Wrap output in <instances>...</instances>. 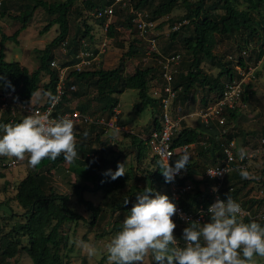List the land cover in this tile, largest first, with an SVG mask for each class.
Segmentation results:
<instances>
[{"label": "trees", "instance_id": "trees-1", "mask_svg": "<svg viewBox=\"0 0 264 264\" xmlns=\"http://www.w3.org/2000/svg\"><path fill=\"white\" fill-rule=\"evenodd\" d=\"M18 1L23 2L20 7V13L17 16H13V8L11 6ZM77 1L78 0H65L59 4H49L43 0H3L1 2L0 19L12 17V19L20 21L22 25L12 36H7L6 34L1 33L0 91L6 93L12 91L23 103H30L40 88L39 83L43 72L51 75L50 86H54L55 76L50 68V63L55 58L54 49L67 41L69 49L68 56H70L76 54V46L81 39L90 38L93 41L94 32L91 31L90 27L92 26L88 24L87 18H91L93 12L106 9L113 4L115 0H112L111 3L107 4H95L86 1L85 4L91 10H89L90 12L87 11L85 13V20L83 22L85 25L84 34L80 38L73 37L68 40L67 38L70 34L69 14L72 6H74ZM206 1L207 0H133L134 10L146 13L147 20L150 22L162 21L163 18L171 15L179 7L180 2L186 9V13L179 19V21L182 23L187 22V24L182 25L179 30H175L170 34L172 43L179 36L180 29L189 33L184 39V42L185 47L191 52L193 58L191 63L187 66L186 71H184V64H182L179 73L174 77L173 88L177 94L174 101L175 104L177 102L184 103L188 101L190 93L196 89L198 85L207 88L208 93H215L216 96L213 101H216L224 96V93L227 90V85L235 84V81L239 80L236 78H243L241 74L237 73L236 67L232 66L233 62L231 60L224 61L220 56L214 54L213 50L216 44V34L233 35L234 33L239 34L248 29V38L244 41L245 46H260V55L257 62L264 58V18L262 17L260 20H257L249 13V11L251 12L253 10H264V0H248L250 8L247 11L239 10L235 5L234 0H219L218 2L210 3L208 6L206 5ZM220 2H222V4ZM39 7L44 8L49 15L56 16L55 19L51 20V22L44 28L43 33L49 32L55 24L59 25L60 32L59 35L42 51L40 67L37 70L30 72L29 69L23 67L19 62H7L5 48L6 43L9 41L19 44V35L27 29L28 23L31 21L35 11ZM145 8H149V11L147 12ZM219 8L224 11L223 14H218L216 12ZM135 17L136 15L130 11L127 12V27L133 32H139L133 22ZM97 21L100 24H104L106 19ZM164 24L165 20L159 23L157 28H162ZM171 26L174 27V24L171 23ZM113 31V26H110V37L114 36ZM155 38L158 39V37ZM137 43L138 40H136V44L130 45V49L126 54L127 57L132 58L139 53L140 50ZM252 47L254 48V46ZM166 48L167 46H164L161 50L165 56L170 55ZM154 56L159 60L160 56L156 53H154ZM206 60L220 67V72L216 78L209 76L201 68L202 63ZM124 65L125 58H122L119 66L115 69L105 70L102 68H96L94 71L76 75L74 83L78 85V91L75 93V97L79 98L80 101L88 95L87 88H84L86 84H93L96 88V95L94 97H89L84 104L78 105V109L82 114L91 116L94 119L104 116L100 113L105 111L109 112L110 115H113L114 109L118 107L119 104V99L115 98V96L123 94L127 89L138 91L140 102L136 107L139 111L150 109L154 113L156 108L160 107V100L155 98L152 94V91L157 86H150V84L152 80L158 78L159 81L157 85L160 87L165 85V80L162 78L163 66L159 64L156 67L137 69L133 75L125 77ZM237 67H240L243 71L245 70L249 72V64L242 55L238 59ZM92 81H94V83H90ZM46 88H48V85H46L45 89ZM254 95L255 92L252 90V84H244L241 97L237 100L235 108H229L226 111L228 123L223 127H229L232 122L236 121L240 116L242 109L240 108L241 104L239 103L249 101L250 96L253 97ZM93 102L100 105L101 110H99V114H97L96 110L92 112L90 111ZM202 102L207 106L209 101L206 98H203ZM5 112L8 114L11 113L10 110H5ZM10 119L14 125L22 122V119L19 117L12 118L10 116ZM108 119H110V117ZM201 121L203 122V120ZM161 127L160 118L156 116L154 118L152 131L160 129ZM85 133H87V136L84 135ZM106 133L107 129L103 126H83V128L77 132V152L78 155L80 154V156L82 155L85 157V161L77 158L73 162H68L69 170L74 171L79 177V183L74 184V187L78 195V202L91 213V225H94L97 220L102 217V211L101 208L97 207L93 202L86 200L83 197V193L102 191L107 195H111L118 191H122L126 185L125 177L127 174L115 180L111 178L110 174H106L109 170H111V173L113 174L118 170V164L122 158L121 155H125V150H122L121 154L118 156L116 155L114 159L101 154L99 155L100 157L98 156L99 159L96 160V153L92 148H88L84 142V140L90 137L92 139L94 138L95 141H98V139L101 138V135ZM228 133L229 132H226L225 130L218 129L216 122L214 121H212L210 125H206L203 122L198 130L183 125L178 135L173 139V147L178 148L186 145H197L201 138L208 137L206 141L207 146L204 151H206L207 158L213 163L211 167H216L221 165L225 146L233 141V139L236 140L237 136ZM251 133L252 134H247L248 136H246V140L243 141L245 144L249 143V136L255 137L254 135L256 134L254 132ZM150 134H148V136H150ZM148 136L147 138H149ZM130 137L132 141L131 148L135 147L134 150L137 160L141 161L145 157V148L148 147L150 151L147 140H140L139 136L135 135H131ZM107 144H105L104 147L110 151V156H114L111 147ZM217 153L220 155L217 156L218 158L216 157ZM181 155L183 154H178L176 156L173 165L175 164V160ZM159 160L160 158L158 156L152 157L156 170L150 175L151 179L170 188L171 183L166 182L165 177L159 169ZM65 162L63 155H61L56 161L45 160L35 167L38 172L28 173L26 178L18 184L15 199L18 205L22 208V213L16 214L19 216L20 220L18 219L15 222L11 221L15 220L13 212H11L9 217L3 216V204L0 203V264H8L7 261L14 259L20 250H25L33 264H72L70 256L65 253L63 254L61 251L62 248L68 249L67 242L65 238L62 237L61 233L65 230L64 228L67 224L83 220V217L70 208V200L67 194L59 193L52 187H49L48 180L50 178V170H47V172L42 171L49 167H59ZM103 162L107 165H104ZM245 164L246 161L242 160V162L236 161L233 166L237 168L239 165ZM239 169L240 168L232 172L226 179L230 185L236 184V186H234L236 191L237 187H239V185H237L238 178L241 177ZM181 171L183 172V176L177 179L178 185L184 186L188 182L195 185L194 188L181 200V206L186 211L191 212L196 211L201 203L205 204L207 208L212 205L214 199L209 190L210 186H206L203 190L200 187V181L194 177V174L196 173L195 164L190 162L187 170ZM131 175L136 179L140 177L137 172H133ZM138 181L139 179H137V182ZM205 181L213 185V182L207 178H205ZM82 182L84 184H81ZM235 190L233 188L231 190L225 189L224 186L220 192V196L223 200H226L228 196L234 200L236 197ZM132 207L133 206L130 204L123 207V210L127 212V216L130 215ZM244 207L247 208V205ZM209 219L210 216L207 217L206 222H208ZM253 220L264 226V220L244 219L245 222H251ZM4 223L12 225L6 235H4L6 227ZM185 225L188 226L189 223ZM122 226L123 225L120 222L116 221L112 225V230L118 233L122 230ZM23 238H27L28 245L22 246Z\"/></svg>", "mask_w": 264, "mask_h": 264}, {"label": "rangeland", "instance_id": "rangeland-1", "mask_svg": "<svg viewBox=\"0 0 264 264\" xmlns=\"http://www.w3.org/2000/svg\"><path fill=\"white\" fill-rule=\"evenodd\" d=\"M2 1L3 0H0V5ZM43 1L49 4H59L65 0ZM86 1L95 4H107L112 2V0H78L74 6H72L69 14L70 34L67 38L68 40L73 37L80 38L84 34L85 25L83 22L85 20V13L91 10L85 4ZM218 1L219 0H207L206 5L208 6L212 2ZM234 2L239 10L247 11L250 8L248 0H234ZM15 3L16 4L11 6L13 8V16L19 15L20 7L23 2L18 1ZM220 3L222 4V2ZM145 10L148 12L149 8H145ZM217 10L218 11L216 12L218 14L224 13L220 8ZM129 11L128 7H122V5L115 6L114 15L109 19L110 26H113L114 28V36L110 37L109 34L107 35L109 48L107 53L102 56L100 61L101 65L99 66V68L105 70L115 69L119 66L122 58H125V77L133 75L137 69L156 67L160 64L158 58L154 56L155 51H153V47L148 41L149 38H143L139 32H133L127 27L128 21L126 14ZM185 13L186 9L180 2L179 7L171 15L163 18V20H165L164 26L162 28H156L154 31L158 35L157 49L163 56L165 55L161 50L164 46H167L166 50L170 55L174 54L181 57L180 63L174 67V70L177 72L175 75L179 73L182 64H184V71H186L187 66L193 59L191 52L185 47L184 42L186 36L189 35L188 32L180 29V34L176 40L171 43L170 39V34L176 30V26L180 28L182 25L187 24V22L182 23L179 21ZM249 13L257 20H260L262 17L264 18L263 9L249 11ZM55 17L56 16L49 15L44 8L39 7L35 11L31 21L28 23L27 29L19 35V44H15L12 41L6 43V61L9 63L19 62L23 67L29 69L30 72L37 70L41 65L40 57L42 51L59 35L60 27L57 24H55L49 32L43 33L44 28L51 22V20L55 19ZM87 19L88 24L92 26L90 27L91 31L96 35V43L100 44L106 37V33L103 30L104 28H101L103 27V24H100L93 16ZM163 20L159 23L163 22ZM171 23L174 24V27L171 26ZM21 25L20 21L14 20L12 17L0 19V40L1 33L6 34L7 36H12L21 28ZM246 38H248V29L239 34L215 35L216 44L213 50L214 54L220 56L224 61L231 60L233 62L232 66L236 67L238 74L242 72L241 68L237 67L238 59L242 55L249 64V70L252 68L251 73L244 70L248 75L245 76L246 79L244 84H252V90L255 92L253 97L250 96L249 101L239 103L241 104L240 108L242 111L236 121L232 122L229 127H217L218 129L229 132L228 134L237 136L236 142L238 152L239 149L243 148L248 154L253 151L254 155L252 159L246 161V170L250 173L251 178L242 179L239 177L237 182L239 187H237V191L234 187L236 184L230 185L229 182L226 181L224 185L225 189L231 190L233 188L236 191V197L234 200L243 207L247 205L248 209L244 207L246 210H250L253 214H262L264 213V201H262L264 200V145L262 143L264 140V58L257 62L260 55V46L255 47V45H251L246 47L244 42ZM136 40H138L137 44L140 50L139 53L132 58L127 57L126 54L130 49V45L136 44ZM252 46H254V48ZM54 56L55 59L61 61L68 57V55H65L62 46L54 49ZM201 68L213 78H216L220 72L219 66L214 65L207 60L202 63ZM236 79L241 81L240 78ZM48 81V73L43 72L39 83L40 88L32 98L33 103L40 104L43 102L44 94L46 92L45 87ZM152 81L150 86L155 85V87H158L157 83L159 79L157 78ZM90 83H94V81ZM84 88H87L88 95L86 98H82L81 101L79 98H76V102H74L75 104H72L73 106L76 104L77 106L84 104L89 97L92 98L96 95V88L93 84H86ZM215 96V93H208L207 88L198 85L196 89L190 93L188 101L184 103L177 102L175 105L179 111L176 113L184 118L182 126L185 125L189 128L198 130L203 123L199 114L205 112L209 106H212L216 102L213 101ZM115 98L119 99V104L118 107L114 109L113 115H110L107 111L100 113V105L96 102L92 103L90 111L92 112L96 110L97 114L100 113L101 115H104L102 117L106 119L109 117H116L119 128L110 130L106 134H102L98 141H95L94 138L92 139L90 137L84 140V142L88 148L94 150L97 156L96 160L99 159V155L101 154L114 159L116 155L118 156L121 154L122 150H125V155H121L122 158L120 159L119 164L124 163L126 166V185L122 191H118L111 195H107L102 191L83 193V197L86 200L93 202L97 207L101 208L102 217L98 219L94 225L90 224L91 213L78 202V195L74 184L79 183V177L74 171L69 170V163L65 162L59 167H49L42 170L44 172L50 170V178L48 180L49 187H52L59 193L67 194L70 200V208L83 217V220L67 224L64 228L65 230L61 233L68 245V249L62 248L61 251L63 254L65 253L70 256L72 264H107L106 246L116 235V232L112 230V225L116 221L123 225V221L127 216V212L123 210V207L125 206L123 203L125 198L128 199V204L134 206L136 203V195L142 193L145 188L152 187L153 195H155V193L167 195L172 201V198L170 197L171 188L151 179L150 175L156 170L152 161V157L154 156L153 152L151 150L149 151L148 147H146L145 157L141 161H138L134 150L135 147L131 148L132 141L130 136L135 135L139 136L140 140H146L148 134L152 131L154 118L156 116L160 118L162 109L157 107L154 113L150 109L139 111L136 105L140 102V99L138 91L134 89H127L123 94L116 95ZM203 98H206L209 101L207 106L202 102ZM9 115L11 114L6 113L5 109H3L0 104V124H13L10 121L11 119ZM82 128L83 126H77V132ZM251 132H254L256 135H254L255 137L249 136V143L245 144L243 141L246 140V136H248L247 134H252ZM2 135L3 132L0 130V136ZM207 139L208 137L201 138L197 145H193L192 148L187 151L191 157L190 162L195 164L196 173L194 174V177L200 181L201 188L211 186L209 182L205 181V172L213 165V163L207 158L206 151H204L207 146ZM107 142L111 147L114 156H110V151L104 147ZM217 156L220 155L217 153L216 157ZM78 158L85 161V157L82 155L80 156V154L78 155ZM237 158H239V156ZM8 159V157L0 156V203L3 204V216L9 217L11 212H13L15 220L11 221L15 222L18 219L20 220L19 216L16 214L22 213V208L18 205L15 199L17 186L24 178H26L28 173H36L38 170L29 166L27 156L24 161H19L17 167H9L8 164L3 165L4 161L7 162ZM238 162H241L240 159H238ZM103 164L107 165L105 162H103ZM133 172L139 174L140 177L137 178L139 179L138 182L137 179L131 175ZM81 184L84 183L82 182ZM193 186L195 185L193 184ZM173 220L177 225L174 235L178 240L179 246L182 247L184 245V241L182 240L183 230L187 226L178 222L175 217H173ZM4 225L6 226L4 235H6L12 225L5 223ZM24 245H28L27 238L22 239V246ZM90 253L92 254L90 255ZM7 262L8 264H33L25 250H20L14 259H10ZM145 264H154V262L149 257ZM256 264H264V258L256 257Z\"/></svg>", "mask_w": 264, "mask_h": 264}, {"label": "clouds", "instance_id": "clouds-1", "mask_svg": "<svg viewBox=\"0 0 264 264\" xmlns=\"http://www.w3.org/2000/svg\"><path fill=\"white\" fill-rule=\"evenodd\" d=\"M0 130V156L10 160L24 161L27 156L29 166L35 168L61 155L66 162L78 158L77 124L67 116L50 119L47 114H30L15 125L0 124ZM247 155L245 149H239L240 160ZM170 159L168 154L158 161L168 183L174 182L181 170H187L191 157L185 151L174 165ZM106 174L113 180L123 177L126 166L120 163L114 174L111 170ZM239 174L242 179L251 178L246 169H239ZM128 202L125 198L123 203ZM177 211L167 195H153L152 187L137 194L122 230L106 246L107 264H145L149 257L154 264H256V257L264 258V226L254 220L245 222L241 205L230 196L226 200L218 198L209 206L208 222L189 223L183 230L182 247L174 235L177 225L173 217Z\"/></svg>", "mask_w": 264, "mask_h": 264}, {"label": "built area", "instance_id": "built-area-1", "mask_svg": "<svg viewBox=\"0 0 264 264\" xmlns=\"http://www.w3.org/2000/svg\"><path fill=\"white\" fill-rule=\"evenodd\" d=\"M122 5V7H128L130 12L136 15L133 19L134 24L136 25L139 34L143 38H149V43L153 47V51L160 56L159 63L163 66L162 78L165 80V85L163 87L158 86L153 90V95L155 98L160 100V108L162 109V114L160 116L161 128L155 129L152 131L149 138H147V144L150 150L153 152L154 156H158L160 159L162 156H167L171 154L170 163L173 165V161L178 154H183L185 151H188L192 148L193 145H186L178 148L173 147V139L178 135L182 129L183 117H180L176 112L179 109L176 107L174 101L176 98V91L173 88V80L175 74L177 73L174 70V67L180 63L181 57L179 55H166L163 56L161 52L157 49V40L155 37H158L155 33V29L159 25V22H150L147 20V14L141 11H135L133 7V0H115L113 4L108 6L104 10H99L98 12H93L92 16L97 19H106L103 24L104 32L106 33L105 39L101 41L100 44L96 43V35H94L93 41L89 38H83L77 44L76 54L68 56L65 60L53 59L50 63V68L54 72L55 83L54 86H50L51 75L48 74L49 81L47 83L48 88L45 89L44 100L40 104H35L32 101L30 103H23L19 97L15 95L14 92H2L0 91V104L3 109L10 110V116L12 118L19 117L22 120L26 115L40 113L47 114L50 119H58L60 117L67 116L73 119L77 126H92L98 125L103 126L107 129V132L110 130L118 129L117 118L112 117L110 119L106 118H97L94 119L91 116L84 115L78 109L77 104H75L76 97L75 93L78 91V85L74 83V78L77 74L86 73L98 69L101 65V58L107 53L109 44L107 42V35L109 34L110 22L114 15L115 6ZM178 30L179 27H175ZM65 55H68V42L65 41L62 45ZM162 58V59H161ZM240 74L243 78L241 81H235V84L227 85V90L224 93L222 98L216 100V102L207 108L205 112L199 114L201 119L206 125H210L212 121L216 122V126L223 127L228 123L227 110L234 109L237 104V100L240 99L243 86L245 83V76H248L243 70ZM252 70H249L251 73ZM253 74V73H252ZM243 81V83H242ZM164 92V93H163ZM264 145V140L262 141ZM237 142L236 140L231 141L224 148V157L222 159L221 165L216 167H209L205 172V178L213 182V185L210 186V193L213 195L214 202L219 198L220 192L224 187V182L227 177L234 172L236 169H247V165H239L237 168L233 164L237 160ZM259 152V151H257ZM237 154V155H236ZM253 151L249 153L245 161L252 159ZM239 159V158H238ZM2 161V160H1ZM242 162V160H240ZM8 164L9 167H17L19 161L13 159H8L7 162L4 161L3 165ZM224 170L227 171L223 172ZM208 172H211L213 175L210 176ZM222 173V174H219ZM218 174V175H217ZM183 176L181 171L175 178L174 182L170 184L171 193L170 197L172 198L173 203L177 205V214L174 216L178 222L183 224H188L191 221H200L205 223L207 217H209L208 208L205 204H200L199 208L196 211H186L181 206V200L184 196L191 191L194 186L192 183L188 182L184 186L178 185L177 179ZM204 190V188H202ZM223 200V199H222ZM213 202V203H214ZM212 203V204H213ZM242 214L243 219H258L264 220V213L256 214L252 213L250 210H246L242 205ZM183 215V219L181 218Z\"/></svg>", "mask_w": 264, "mask_h": 264}, {"label": "crops", "instance_id": "crops-1", "mask_svg": "<svg viewBox=\"0 0 264 264\" xmlns=\"http://www.w3.org/2000/svg\"><path fill=\"white\" fill-rule=\"evenodd\" d=\"M33 100V99H32Z\"/></svg>", "mask_w": 264, "mask_h": 264}]
</instances>
